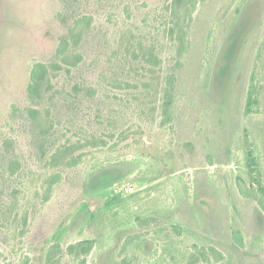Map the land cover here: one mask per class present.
Segmentation results:
<instances>
[{"label":"rangeland","instance_id":"obj_1","mask_svg":"<svg viewBox=\"0 0 264 264\" xmlns=\"http://www.w3.org/2000/svg\"><path fill=\"white\" fill-rule=\"evenodd\" d=\"M239 182L264 187V0H0V264H264Z\"/></svg>","mask_w":264,"mask_h":264},{"label":"trees","instance_id":"obj_2","mask_svg":"<svg viewBox=\"0 0 264 264\" xmlns=\"http://www.w3.org/2000/svg\"><path fill=\"white\" fill-rule=\"evenodd\" d=\"M71 33H73V30H71ZM67 42V41H66ZM64 44H66L64 42ZM183 50V49H182ZM58 52L60 54H63V45L58 49ZM182 53H179V56H181ZM181 63L177 62L174 67L171 69V73L167 76L166 79V89L163 93V102H162V113L164 116H167L169 114V110L173 105L174 97H175V82H176V76L175 71L178 69ZM178 67V68H177ZM48 67L41 63H36L32 66L31 72H30V84L27 89L28 96L31 100H35L40 97V89L44 81L48 80ZM253 105L251 96L248 100V108L247 111L250 112L251 106ZM96 148V147H94ZM68 147L64 146L62 147L58 153L61 155H64L66 152H68ZM83 154H80L76 157L68 158L64 161V164L67 167L73 168L77 166V164L80 162ZM61 179V176L59 174L55 175L51 181V184H56ZM238 183V189L240 192V195L243 198H253L258 206L264 211V187H259L258 189L253 188H246L243 184ZM234 241L237 244H240L242 246L241 242V235L240 233H235L233 235ZM94 247L93 241H82L77 243L76 245L70 246L69 251L72 252L75 248H79L83 254L88 253L92 248Z\"/></svg>","mask_w":264,"mask_h":264},{"label":"built area","instance_id":"obj_3","mask_svg":"<svg viewBox=\"0 0 264 264\" xmlns=\"http://www.w3.org/2000/svg\"><path fill=\"white\" fill-rule=\"evenodd\" d=\"M127 191H128V192H132V191H133V188L130 187V188L127 189Z\"/></svg>","mask_w":264,"mask_h":264}]
</instances>
